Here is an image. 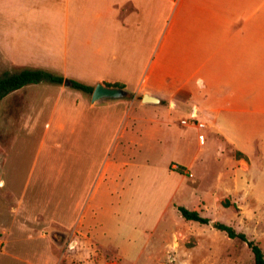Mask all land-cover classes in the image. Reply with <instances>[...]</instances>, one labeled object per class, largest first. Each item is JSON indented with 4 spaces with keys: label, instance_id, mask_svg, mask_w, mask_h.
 Listing matches in <instances>:
<instances>
[{
    "label": "crops",
    "instance_id": "0c3cea01",
    "mask_svg": "<svg viewBox=\"0 0 264 264\" xmlns=\"http://www.w3.org/2000/svg\"><path fill=\"white\" fill-rule=\"evenodd\" d=\"M1 55L92 87L119 82L129 94L91 102L90 93L41 81L0 99L6 130L30 133L40 123L61 149L54 189L39 174L20 192L0 180V221L13 224L0 228V255L15 258L18 241H35L24 264H48L57 229L94 242L90 221L126 186L135 158L142 167L162 161V181L171 179L164 163L193 131L180 127L179 114L199 111L206 131L186 124L198 144L213 138L244 156L237 132L264 123V0H0ZM144 92L159 102H141ZM7 163L5 156L4 179L13 174Z\"/></svg>",
    "mask_w": 264,
    "mask_h": 264
},
{
    "label": "rangeland",
    "instance_id": "374dc122",
    "mask_svg": "<svg viewBox=\"0 0 264 264\" xmlns=\"http://www.w3.org/2000/svg\"><path fill=\"white\" fill-rule=\"evenodd\" d=\"M19 67L31 66L10 65L1 55L0 76ZM40 96H33V103ZM24 101L21 96L14 100L21 108ZM188 110L187 114H179L183 117L177 123L188 131L193 130L185 133V137L192 135L190 143L176 146L179 155L164 163V170L169 175L173 172L171 179L162 181V161L142 167L135 158V163L126 167V186L121 192L113 193L95 212L94 221H90L89 234L95 243L76 241L74 237L68 238L67 233L54 230L55 249L49 250L48 264L53 263L55 256L56 264H253L245 242L227 237L213 226L215 221L244 233L264 256V123L237 132L240 148L248 152L244 156L213 138L205 137L204 144H198L196 131L181 123L190 116L197 119L198 113ZM11 116L14 122L17 115ZM8 123V115L6 118L0 115V163L7 156V165L10 163L13 169L10 178L4 179L0 173L2 183L8 180L13 191L20 192L39 174L47 188L54 189L57 181L53 174L55 177L61 149L48 141L49 130L43 138L40 123L30 133L20 128L6 130ZM46 155L49 159L43 162ZM3 189L0 184V202L4 199ZM177 205L196 210L212 221V225L208 221L200 224L183 219ZM10 225L11 221H0V228ZM11 227L13 230V224ZM34 242L18 241L17 257L0 255V264L6 260L14 264L33 260L31 249L38 247ZM37 260L43 264V259Z\"/></svg>",
    "mask_w": 264,
    "mask_h": 264
},
{
    "label": "trees",
    "instance_id": "16d2710c",
    "mask_svg": "<svg viewBox=\"0 0 264 264\" xmlns=\"http://www.w3.org/2000/svg\"><path fill=\"white\" fill-rule=\"evenodd\" d=\"M63 78L61 75L54 74L46 69L34 68V67H19L16 68L13 72H5L0 76V99L6 95L8 92L18 89L26 84L37 83L41 81L62 83ZM70 87L90 93L92 86L85 83L79 82L74 79H69ZM106 86H113L124 88L123 84L119 82H104ZM176 209L179 215L185 220H192L200 224L206 223L208 218L199 215V213L194 209H187L182 205H177ZM213 226L222 231L229 238H236L245 242L246 246L252 253L253 264H264V256L260 247L255 244L252 240L246 238L245 234L239 231H236L233 227L223 222L215 221Z\"/></svg>",
    "mask_w": 264,
    "mask_h": 264
},
{
    "label": "water",
    "instance_id": "95a60500",
    "mask_svg": "<svg viewBox=\"0 0 264 264\" xmlns=\"http://www.w3.org/2000/svg\"><path fill=\"white\" fill-rule=\"evenodd\" d=\"M62 83L66 86L70 85L69 79H63ZM129 94L122 88L106 86L103 83L97 82L94 84L90 91L89 99L91 102L98 101L101 99H115V98H123L128 97ZM141 102L143 103H157L159 99L153 95H150L146 92L141 95ZM193 113H198L196 108L193 109ZM209 225H212V221H208Z\"/></svg>",
    "mask_w": 264,
    "mask_h": 264
},
{
    "label": "built area",
    "instance_id": "2783aa9c",
    "mask_svg": "<svg viewBox=\"0 0 264 264\" xmlns=\"http://www.w3.org/2000/svg\"><path fill=\"white\" fill-rule=\"evenodd\" d=\"M181 123L184 125L188 124L196 128H202L204 126L202 122L196 121V118L193 116H190L189 119H182ZM197 138L200 143L203 142V135L201 133L197 135Z\"/></svg>",
    "mask_w": 264,
    "mask_h": 264
},
{
    "label": "bare ground",
    "instance_id": "6f19581e",
    "mask_svg": "<svg viewBox=\"0 0 264 264\" xmlns=\"http://www.w3.org/2000/svg\"><path fill=\"white\" fill-rule=\"evenodd\" d=\"M199 112V111H198Z\"/></svg>",
    "mask_w": 264,
    "mask_h": 264
}]
</instances>
